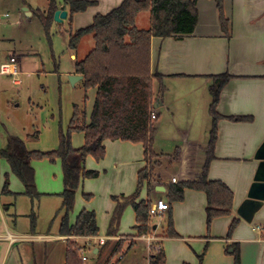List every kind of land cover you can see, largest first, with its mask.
I'll return each mask as SVG.
<instances>
[{
    "label": "crops",
    "instance_id": "1",
    "mask_svg": "<svg viewBox=\"0 0 264 264\" xmlns=\"http://www.w3.org/2000/svg\"><path fill=\"white\" fill-rule=\"evenodd\" d=\"M57 1L58 9L68 11L67 20L59 24H68L71 36L78 30L89 27L93 23L95 16L110 13L119 7L124 0H86L96 4L90 6L84 12L74 15H71L70 6L66 0ZM197 5L199 20L193 34L179 38L155 37L152 39L151 70L153 74H160L163 77L165 86L164 93L156 99L155 103V113L158 116L159 127L162 126L164 114L170 116V120L173 122L175 118H180L179 114H185L180 111L189 112L194 110V114L197 116L202 110L203 114V108L207 110L208 100L205 98L204 93L211 86L210 77L222 74H229L232 79L222 90L217 108L218 112L225 117H252L253 120L250 122H236L222 119L218 126V138L214 148L215 158L210 163L208 178L224 182L233 191L234 204L232 214L215 219L209 228L206 215V194L201 191L187 190L184 201L172 205V210L174 209L177 215H181V221L184 222L183 224H178L179 221L176 223L175 230L180 237L163 239V248L168 264H201L199 257L202 254H204L202 264H234L233 249L229 248V246L237 243L241 250L242 264H264V205L256 212L251 222L244 220L239 215V210L246 201L255 181L260 167V160L257 159V155L264 145V0H224V13L229 21L228 35L222 30L220 12L216 0H198ZM47 9L42 11L40 8L36 9L32 4L23 1L22 6L17 10L0 11V20L11 19V16L16 12L21 19L24 16L27 19H32L35 15L39 18V14L46 13ZM140 14L137 17L136 26ZM53 23L55 24L56 22L53 21ZM150 26L151 21L149 28ZM8 41H14L12 36L8 34L3 36L0 33V63L7 62L10 58L15 57L18 68L16 77L34 73H43L47 79L59 76L58 70L46 71L42 69L27 73L23 66V61L20 59L21 54L17 55V51L11 50L6 54L5 50L1 49V45L6 44ZM69 49L72 53L71 59H74L75 71L68 74L71 76L79 75L76 72V62L85 59L88 54L79 60L78 55L75 54L78 49L72 50L70 43ZM8 77L13 78L11 76ZM0 78L3 77L1 76ZM59 78L61 79L60 76ZM13 79L15 85L23 84L22 80L15 79V77ZM80 81L83 82V80ZM203 87L205 89L204 92L202 90ZM159 90L160 83L155 81L154 94H159ZM96 94L97 90L95 89L94 98H96ZM31 103L33 104L34 102L31 100ZM77 106L80 107L79 105ZM187 116L188 113L186 114ZM35 122L33 121L32 127L28 125L19 127V136L10 134L8 139L9 137H18L24 142L28 152H50L58 149L61 128L59 117L54 115L52 119L42 120L40 122V127H42L40 130L37 129L39 127L35 125ZM194 123H190L191 128L195 126ZM188 130L182 138V144L178 147L175 155H165L164 152L156 150L157 141L155 138L154 151L158 155L156 160L159 163V158H163L164 155L171 159L174 158L178 164L177 174L171 180H167L168 178H163L160 173L156 172L155 166L154 178L151 181L152 188L148 190L147 197L139 201L152 202L151 197L154 192L163 196L159 200H164L165 202L168 200L166 204L168 203L169 209V189L173 184H176L173 183V179H177V183L192 181L198 179L204 172L208 159L207 150L209 148L211 130L205 129L204 138L200 136L190 138ZM32 137H35V140H31ZM75 139L76 144H74ZM72 144L75 149L81 148L85 144L84 134L74 133L72 135ZM6 145L8 146V142ZM105 147L106 157L101 161H97L89 156L86 159L85 168L88 171L99 173V176L94 178L98 179L96 183L99 181L106 183L110 178L117 175V181L113 182L117 185L116 191L111 188L109 190L101 189L100 191L105 197L104 212L106 213L107 221V217L109 218L117 207L114 197L121 196L119 203L127 201L126 199L133 193L132 191L138 182V173L146 166V162L144 160V147L141 143L108 140L105 142ZM2 149L0 148V150ZM1 159L4 160L3 158ZM33 161L54 165V168L57 167L55 177L57 178L60 172L64 189L63 168L60 161L51 163L47 159L30 160L31 166ZM109 172L113 173L108 179L106 174ZM35 180L37 186V178ZM93 184L90 179H84L79 190H85L86 192H83L84 195H96L99 189L94 190ZM79 190L77 193H79ZM2 195L7 194L2 192ZM101 206L100 202L96 203V199H93L92 196L90 200L86 201L85 199V208L83 210L95 212L98 218L103 213L100 209ZM4 210L9 211V208L6 207ZM1 212L2 209L0 208V214ZM134 215L136 217L135 212ZM1 216L3 221V217L6 214L4 216L1 214ZM77 217L71 218L72 224L76 222ZM234 218H239L240 222L229 239L227 235ZM8 229L7 224L4 222L3 229L0 228V237H7L8 234L17 236ZM132 229L137 233L136 221ZM158 229L157 227L155 233L150 235L155 238L154 240L160 236ZM119 231L116 232L115 230V234L111 236L107 231L106 236L102 238H108L107 240L110 241L129 240V243L134 240L135 245L132 249L143 243L148 250L147 262L149 264V242L143 237H137V235L134 236L133 234H120L121 232L119 233ZM32 237H37L38 239L24 242L17 241L15 243L1 239L0 264H39L40 261L41 264H66L68 247L63 249L54 242L57 240L65 242L74 240L80 244L79 242L82 241L84 245L80 244L81 247L88 242V238L62 236L60 232L56 237ZM185 242H187V245ZM188 243H191V245H188ZM95 251L98 259V250ZM87 262H84V264Z\"/></svg>",
    "mask_w": 264,
    "mask_h": 264
},
{
    "label": "trees",
    "instance_id": "2",
    "mask_svg": "<svg viewBox=\"0 0 264 264\" xmlns=\"http://www.w3.org/2000/svg\"><path fill=\"white\" fill-rule=\"evenodd\" d=\"M220 12L222 30L229 34V21L224 13V0H216ZM70 6L71 15L86 11L95 2L86 0H66ZM198 0H124L122 4L110 13L95 16L93 23L86 28L78 30L70 36V48L76 50L82 38L92 35L95 41L93 50L88 56L76 62V72L83 76L86 90L96 89L97 94L90 118L87 113L77 105L74 106L73 116L67 130L60 128V144L58 149L50 152H28L24 142L18 137H9L8 146L0 150V157L6 160L12 173H14L25 188V194L34 199L39 196L36 187L35 171L30 160L47 159L51 163L60 161L63 168L64 189L61 193L63 199L62 210L64 215L60 221V235L76 238L97 237L99 227L95 212L82 210L74 224L70 215L74 210L76 195L84 179H94L99 176L96 171L85 168L86 159L91 156L97 161L106 157L105 142L126 141L141 143L144 147V160L146 166L138 173V187L134 194L129 196L125 203H119L120 198L114 197L117 207L114 214L115 225L119 222L126 204H130L136 214L137 237L152 235L155 231L153 216L151 214V201H138L143 187L151 190V181L158 161L154 151V141L157 132L158 116L155 113L156 99L165 91L163 77L153 74L151 70L152 39L183 37L195 32L199 20ZM58 9V1L50 0L46 13H40L39 18L47 34H50L54 13ZM150 11L151 26L149 29H139L136 20L140 13ZM210 93L212 103L210 115L212 129L210 132L208 159L204 172L198 179L173 184L169 189L170 210L172 205L184 201L187 190L201 191L207 196V224L221 217L230 216L233 212L234 193L222 181L210 180L208 171L210 163L214 160V148L218 138V126L222 119L231 121L253 120L252 117H225L217 108L224 87L230 82L232 76L222 74L211 76ZM159 81V94L153 91L154 82ZM83 133L85 144L75 149L72 144V135ZM3 194H10L9 179L6 175ZM90 200L91 195H85ZM123 199V198H122ZM239 218H234L227 237L230 239ZM111 236L115 234L114 228L108 231ZM175 230L172 214L170 213L162 234L157 240L151 242L149 264H168L162 240L165 238H179ZM111 241L98 250L97 264H112L119 257L122 260L130 251L135 242L124 247V242L114 243L107 252ZM233 249L234 264L241 263V250L237 243L229 246ZM81 245L69 240L66 264H83ZM204 254L199 260L202 264Z\"/></svg>",
    "mask_w": 264,
    "mask_h": 264
},
{
    "label": "rangeland",
    "instance_id": "3",
    "mask_svg": "<svg viewBox=\"0 0 264 264\" xmlns=\"http://www.w3.org/2000/svg\"><path fill=\"white\" fill-rule=\"evenodd\" d=\"M23 1L32 4L36 9L40 8L42 11L48 8L50 2L49 0H0V11L17 10L22 6ZM20 21H22V23H20ZM150 21V11L142 12L137 21V26L142 29H147L149 28ZM0 33L3 36L6 34L12 36L15 42L8 41L6 44L1 45V49L3 51L5 50L6 54H8L10 50L17 51V55L21 54L20 59H22L23 66L27 73L42 69L46 71L58 70L59 76L61 77V79L59 76L47 79L43 73L27 74L25 76L19 75V77H15V79L23 81L22 85H15L13 82L14 79L8 76H2L3 78H0L1 149L6 148L8 135L15 134L19 136V127L23 125L32 127L34 124L33 121L35 122V120V125L39 127L37 129L40 130L42 128L40 127V122H42V120L46 121L52 119L54 115L58 116L60 119V127L62 126L63 130L66 131L73 116L75 105H79L82 110L84 109L87 113V118H90L95 103V89L91 88L86 90L82 81H78L75 85L70 81L71 75L68 73L75 71V63L74 59H71L72 53L69 49L70 27L68 24L60 25L59 23H53L50 34L48 35L44 25L36 15L32 19H27L25 16L21 19V17L17 16L16 12L11 16V19L0 20ZM94 42L92 35H88L85 38L83 37L75 53L78 55L79 60L83 59V57L93 50L95 46ZM202 90L204 92V87ZM204 94L208 103L207 110L203 108V114L201 112L202 110L197 116L194 114V110L189 112L184 110L180 112L185 114H179L180 118H175L174 122L170 120V116H166L165 114L162 118L161 127H159L157 121V132L155 137L157 141L156 150L164 152L165 155H175L178 151V147L182 144V138L189 128L188 132H190V138L197 136L205 137V129L210 131L212 124L209 107L212 103L210 88H208L207 92L205 91ZM31 100L34 102L33 104ZM187 113L188 116L186 117ZM193 122H195V126L191 128L190 123L193 124ZM31 140H35V137H32ZM74 144H76V139ZM165 155L163 158H159V163L156 164V172L160 173L163 178L171 180L172 177L177 174L178 164L174 158L171 159ZM32 163L33 165L31 167H33L35 171V178H37L38 181L36 187L39 193V196L34 199L25 194L23 183L12 173L9 163L0 158V208L2 209L1 214L3 216L6 214V216L3 217V221L0 214V228L3 229V224L5 222L9 228L8 230L17 235L19 241L23 242L31 239H38L32 236H58L60 221L64 215V211L62 210L63 199L60 196L63 191V184L60 172L59 175L57 174V178L55 177L57 167L54 168V165L38 161H33ZM112 173L113 172H109L106 174L108 179L112 176ZM6 175L9 179V191L11 193L2 195ZM114 177L110 178L106 183H102V181L96 183L98 179H90V181L94 183V190L99 189V192L96 193L97 196L92 195L93 199L95 198L96 203L100 202V205H102L100 209L103 213L100 214V217H98L99 219L97 218L99 237H105L107 231L111 228H114L116 232L120 230V234H133L135 236L137 233L134 232L132 228L136 221V217L132 205L126 204L121 218L116 225L114 222L115 210L109 218L107 217L106 221V213L104 212L105 197L100 191L101 189L109 190L110 188L116 191L117 189L115 188L117 185L113 182L117 179V175ZM137 187L138 182L130 196L136 192ZM83 192L86 191L80 189L79 193H77L75 207L70 215L72 219L76 218L85 208L84 203L86 198ZM147 195L148 189L145 186L140 193L138 201L146 198ZM120 197L121 196H119V198ZM161 197L163 196L153 192L151 200L153 203H157ZM167 201L168 200H166V202ZM6 207L9 208V211L4 210ZM170 213L172 214L175 229L178 221V224L184 223L181 221V215H177L174 209L171 211L169 208L163 216H154L152 219L153 225L159 228L158 234H162L163 227L166 225ZM153 233H155V231ZM119 241L124 242V247L129 245V240ZM117 242L118 241H111L107 248V252H109L114 243ZM132 242L135 241L133 240ZM54 243H56L58 247L66 249L69 241L57 240ZM79 243L83 244L82 241ZM186 243L187 242H185V244ZM87 244L88 242L86 245ZM188 245H191V243H188ZM147 251L146 245L140 243L137 248L135 247V249L128 251L122 260H119L120 256L116 257L112 261V264H148ZM95 253L88 250L86 254L88 262L86 264H96L98 262ZM40 259H42V257H40ZM39 264H41V261Z\"/></svg>",
    "mask_w": 264,
    "mask_h": 264
},
{
    "label": "water",
    "instance_id": "4",
    "mask_svg": "<svg viewBox=\"0 0 264 264\" xmlns=\"http://www.w3.org/2000/svg\"><path fill=\"white\" fill-rule=\"evenodd\" d=\"M67 18L68 11L66 10L58 9L54 13V21L56 23H63L65 20H67ZM80 80H83V76H70V81L73 85H75ZM154 106L156 107V105ZM257 159L260 160V167L248 197L239 210V215L248 222L253 220L256 212L264 205V145L259 151ZM154 228L156 229L157 227L155 226Z\"/></svg>",
    "mask_w": 264,
    "mask_h": 264
},
{
    "label": "built area",
    "instance_id": "5",
    "mask_svg": "<svg viewBox=\"0 0 264 264\" xmlns=\"http://www.w3.org/2000/svg\"><path fill=\"white\" fill-rule=\"evenodd\" d=\"M18 75V68H17V59L15 57H12L9 59V61L0 63V77L1 76H11L16 77ZM152 117H156V113H153ZM173 183H177V179H173ZM168 209V205L164 200H159L157 203L152 204L151 208V214L154 216H162ZM145 238L149 244L155 239L153 236H142ZM1 239H6L10 241L11 243H15L19 241V237L8 234L7 237H0ZM108 238H102V237H89L88 238V244L81 249V257L83 262L88 261V257L86 254L89 251L96 252L95 250H98L101 246H103ZM94 241V242H93ZM150 247V246H149Z\"/></svg>",
    "mask_w": 264,
    "mask_h": 264
}]
</instances>
